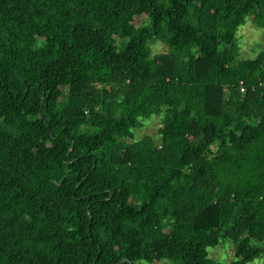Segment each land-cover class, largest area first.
I'll return each mask as SVG.
<instances>
[{
    "label": "trees",
    "instance_id": "trees-1",
    "mask_svg": "<svg viewBox=\"0 0 264 264\" xmlns=\"http://www.w3.org/2000/svg\"><path fill=\"white\" fill-rule=\"evenodd\" d=\"M247 17L264 34V0H0V264H221L220 240L260 258ZM159 115L157 141L125 142Z\"/></svg>",
    "mask_w": 264,
    "mask_h": 264
},
{
    "label": "rangeland",
    "instance_id": "rangeland-1",
    "mask_svg": "<svg viewBox=\"0 0 264 264\" xmlns=\"http://www.w3.org/2000/svg\"><path fill=\"white\" fill-rule=\"evenodd\" d=\"M236 38L238 43L239 58L251 59L258 52L264 50V34L261 29L256 28L250 18H245L243 25L237 28ZM165 52V47L156 42L151 45L152 55H159ZM161 121V115L151 116L148 119L141 120V127L132 130L131 139L125 140L127 143H132L141 139L142 137L149 136L154 141L158 140L157 128ZM264 250V240L258 244ZM207 257L215 262L221 264H229L233 259L232 249L229 241H219L218 244L212 248H207ZM153 264H168L166 261H159ZM246 264H264V251L260 258Z\"/></svg>",
    "mask_w": 264,
    "mask_h": 264
},
{
    "label": "built area",
    "instance_id": "built-area-1",
    "mask_svg": "<svg viewBox=\"0 0 264 264\" xmlns=\"http://www.w3.org/2000/svg\"><path fill=\"white\" fill-rule=\"evenodd\" d=\"M239 92H240V93L243 92V88H242V87L239 88Z\"/></svg>",
    "mask_w": 264,
    "mask_h": 264
},
{
    "label": "water",
    "instance_id": "water-1",
    "mask_svg": "<svg viewBox=\"0 0 264 264\" xmlns=\"http://www.w3.org/2000/svg\"><path fill=\"white\" fill-rule=\"evenodd\" d=\"M125 262H127V260H125Z\"/></svg>",
    "mask_w": 264,
    "mask_h": 264
}]
</instances>
